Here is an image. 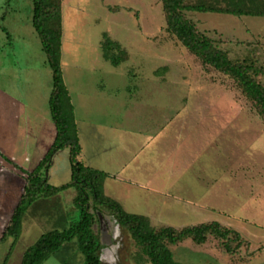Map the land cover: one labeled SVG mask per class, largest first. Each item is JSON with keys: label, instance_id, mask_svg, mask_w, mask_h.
Here are the masks:
<instances>
[{"label": "rangeland", "instance_id": "1", "mask_svg": "<svg viewBox=\"0 0 264 264\" xmlns=\"http://www.w3.org/2000/svg\"><path fill=\"white\" fill-rule=\"evenodd\" d=\"M62 1V68L74 105L83 146L80 160L84 166L90 167L91 163L90 134L76 66L85 68L83 81L91 83L86 68L98 61L106 63L100 55L103 39L113 41L107 46L115 48L120 60L132 56V62L113 66L110 77L141 87L139 97L148 99L150 109L155 112L150 117L153 134L137 156L141 164L136 179L119 181L104 172L105 195L127 212L148 216L154 226L182 228L216 221L234 228L250 242L235 260L213 237L204 245H197L189 238L171 246L176 260L182 264H264V122L235 81L203 65L200 58L166 31L160 0ZM33 5V0H0V52L3 53L0 62L4 66L16 49L19 67L24 72L26 67L33 69L29 77L34 84L27 85L25 80H20V84L31 94L35 108L52 120L53 74L33 25ZM189 15L231 57L243 56L254 48L264 64V16L198 11ZM144 28L150 32L142 35ZM129 46L131 54L121 51ZM152 48L159 62H153L151 54L147 58V54L140 53L138 57L134 53L136 49L149 52ZM106 64L111 67L110 62ZM159 64L161 67L155 70ZM104 69L103 73L95 71L94 77H104ZM154 74L156 81L162 83L150 85L153 89L147 93L143 87L149 85ZM130 103L133 108L145 107L142 103L139 106ZM103 133L112 134L105 127ZM46 176L52 186L71 181L68 148L54 155ZM78 196L76 187H68L32 206L23 222V233L29 229L32 233L23 235L20 248L33 245L49 230L62 229L67 223L62 219L63 214H68L72 221L79 220ZM90 202L94 203L92 197ZM41 206L50 211L46 214L48 218L38 211ZM98 217L99 253L104 264L111 251L118 253V260L124 264L139 248L108 207L101 206ZM72 247L71 252L57 251V256L69 254L71 264H82L84 257L78 243ZM77 253L81 256L80 263L72 258ZM139 258V264H151L144 256Z\"/></svg>", "mask_w": 264, "mask_h": 264}, {"label": "trees", "instance_id": "2", "mask_svg": "<svg viewBox=\"0 0 264 264\" xmlns=\"http://www.w3.org/2000/svg\"><path fill=\"white\" fill-rule=\"evenodd\" d=\"M160 1L166 31L189 52L200 58L203 65L231 77L264 122V64L258 51L251 48L243 56L231 57L228 50L221 48L216 39L189 15L191 11H198L236 16H264V0ZM33 3V25L41 39L53 74L50 110L57 133L46 156L32 172L28 173L24 192L0 240L12 237L17 241L22 234L26 214L32 206L68 187H76L79 191L76 203L81 207L80 219L72 221L68 214H64L62 219L67 220L64 227L43 233L36 243L25 251L21 264H43L64 244L73 240L78 243L84 257L82 264H103L99 253L101 240L98 229L100 219L98 213L101 206L108 207L117 223L128 231L139 248L136 253L137 259L144 256L143 259L151 264H182L176 260L171 246L189 238L197 245H204L213 237L236 260V255L243 247H248L250 242L234 228L216 221L182 228L154 226L148 216L127 212L116 200L105 195L103 190L105 173L84 166L80 160L82 146L61 60L63 1L33 0ZM108 44L112 45L111 42H107L106 46ZM65 148L69 149L72 179L63 186H52L48 183L46 171L54 155ZM91 197L94 200L93 204L90 202Z\"/></svg>", "mask_w": 264, "mask_h": 264}, {"label": "crops", "instance_id": "3", "mask_svg": "<svg viewBox=\"0 0 264 264\" xmlns=\"http://www.w3.org/2000/svg\"><path fill=\"white\" fill-rule=\"evenodd\" d=\"M146 31L149 30L144 28L142 32L138 31V33L141 32L142 35H145ZM107 42L105 39L101 41L100 55L103 61L111 63V67L100 61L95 65L91 64V67L86 68L91 75L89 78L91 83L88 84L83 81L84 67L76 66V75L89 123L88 140L91 156L89 166L109 173L119 181L126 182L137 177L141 164L137 160V156L142 153L145 141L148 143L151 134H153L154 124L150 117L153 118L155 112L150 109L151 105L147 103L148 99L139 97L141 87L137 88L132 83L126 85L120 83L118 79L110 77L113 74V66L119 67L121 63L132 62L130 60L132 56L129 55L128 59L120 60L115 54V48L106 46ZM109 42L113 43L112 40ZM153 48L149 52H141L140 49H136L134 53L137 56H140V53L147 54V58L150 57L148 54H151L153 62H159L156 61L159 57L154 53ZM121 51L130 54L132 52L130 46L124 47ZM13 53V56L4 62V66L0 62V238L24 192L28 173L32 172L46 156L57 133L53 119H49L47 114L35 108L32 104L31 94L28 95L27 88H23L20 84V80H25L27 85L34 84L29 77L33 69L26 67L24 72L19 67L16 49ZM2 57L3 53L0 52V59ZM160 67L159 64L154 69ZM103 69L104 77L99 79L94 77V75L96 76L95 71L99 70L101 73ZM12 71L19 73L15 72L14 74ZM153 76L149 85L143 87L147 93L153 89L150 85L159 86L162 83L156 81L155 74ZM130 102L137 103V106L142 103L145 107L133 108V104ZM104 127L112 134L103 133ZM112 141L114 142L112 143ZM116 143L118 146L115 145ZM40 209L38 211L47 217L50 211L42 206ZM29 233H32L31 229L24 233L22 231L17 241L12 237L0 240V264H21L23 255L30 246L20 248V243L22 237ZM73 245H76V240L64 244L59 251L66 249L71 252L70 249ZM136 253L130 254L124 264H139L140 261L137 259ZM68 255L57 256L56 253L43 264H71L67 258ZM108 255L106 264H121L118 260V253L111 251ZM56 256L57 258H54ZM72 258L77 263L81 262V256L78 253Z\"/></svg>", "mask_w": 264, "mask_h": 264}]
</instances>
